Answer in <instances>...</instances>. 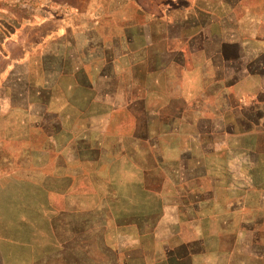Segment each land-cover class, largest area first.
Masks as SVG:
<instances>
[{"label": "rangeland", "instance_id": "obj_1", "mask_svg": "<svg viewBox=\"0 0 264 264\" xmlns=\"http://www.w3.org/2000/svg\"><path fill=\"white\" fill-rule=\"evenodd\" d=\"M262 91L264 0H0V264H264Z\"/></svg>", "mask_w": 264, "mask_h": 264}, {"label": "water", "instance_id": "obj_2", "mask_svg": "<svg viewBox=\"0 0 264 264\" xmlns=\"http://www.w3.org/2000/svg\"><path fill=\"white\" fill-rule=\"evenodd\" d=\"M163 69H166V65L163 67ZM221 86L218 84V87ZM182 92L179 90V93H178V96L176 98V100H178L180 103V109L178 110V112L176 114H174L173 116V121L177 119H181L182 117L185 116L186 112L187 111H190L192 110L191 108H194V107H198L197 103L195 102V100H193V102L190 104L188 103L184 98L183 96H181ZM180 95V96H179ZM179 126L180 124L177 123V125L175 126H171L169 128H167V132H173V131H176L177 129H179ZM219 127H215V126H212L210 128H207L205 130H202L204 133H206L205 135H214L216 134L218 131H219ZM200 136V135H199ZM202 136V135H201ZM220 143L221 141H218V140H215V141H210V145L207 147V148H203L204 150V153L205 155L206 154H209V153H215V152H219L220 149H219V146H220ZM100 225H102V227L100 228V235H101V249L103 250V252L107 251L108 249H110L111 247L109 245L106 244L105 240H104V231L105 229L107 228V219L106 218H102L100 220ZM177 232L175 231L174 232V236ZM156 253L155 252H146L145 254V264H149L150 260L152 259V257L155 255ZM115 255H117V251H115Z\"/></svg>", "mask_w": 264, "mask_h": 264}, {"label": "trees", "instance_id": "obj_3", "mask_svg": "<svg viewBox=\"0 0 264 264\" xmlns=\"http://www.w3.org/2000/svg\"><path fill=\"white\" fill-rule=\"evenodd\" d=\"M224 43L228 44V42H224ZM220 50L221 49H218L216 53L218 54V52H220ZM235 108H239V107L236 106ZM172 117H173V115H172ZM242 117H243V119H245L247 121H250V118L248 116H246V115L244 116L243 115ZM252 124L256 127V129L260 128V126L257 124V122L256 123L252 122ZM224 125L225 124H223V126ZM262 129L264 130V126L262 127ZM247 175L249 176V180L247 178H243L246 181L245 183H247V184L248 183H251V184L254 183L253 172L249 171L247 173ZM250 189H252V188H250ZM165 249H166V254L160 255L159 253H156L152 257V259L150 260L149 264H180L181 262H188L189 263L192 260L191 256L193 255L192 254L193 250L187 244H185V245H182V244L181 245H176L174 247H169L167 245Z\"/></svg>", "mask_w": 264, "mask_h": 264}, {"label": "crops", "instance_id": "obj_4", "mask_svg": "<svg viewBox=\"0 0 264 264\" xmlns=\"http://www.w3.org/2000/svg\"><path fill=\"white\" fill-rule=\"evenodd\" d=\"M214 81H216V80H214ZM216 83L219 84V85H221V86L224 84L223 81L221 82V81H219V80H218ZM224 86H225V85H223L222 88H220L221 91L223 90ZM262 93L264 94L263 91L261 92V94H262ZM261 102H262V101H257V102H254V103H253V106L255 107V109H258V107L261 108V106H259V103H261ZM235 109H236V110L239 109V111L242 112V111L244 110V107H239V108H235ZM239 113H240V112H239ZM241 116H243V114H241ZM242 118H243V117H242ZM256 122H257V121L255 120V123H256ZM259 123H260V121L258 120L257 124H258L260 127H263V126H264V123H260V124H259ZM219 127H220V126H219Z\"/></svg>", "mask_w": 264, "mask_h": 264}]
</instances>
